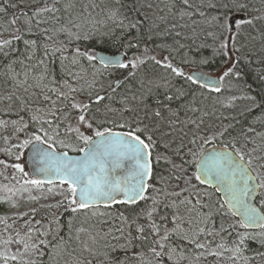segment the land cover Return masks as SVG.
Listing matches in <instances>:
<instances>
[{
    "label": "snow or ice",
    "instance_id": "1",
    "mask_svg": "<svg viewBox=\"0 0 264 264\" xmlns=\"http://www.w3.org/2000/svg\"><path fill=\"white\" fill-rule=\"evenodd\" d=\"M217 58L219 75L185 71ZM254 62L264 0H0L5 190L55 200L0 217V262L264 264ZM237 101L258 110L246 125L217 107Z\"/></svg>",
    "mask_w": 264,
    "mask_h": 264
},
{
    "label": "trees",
    "instance_id": "2",
    "mask_svg": "<svg viewBox=\"0 0 264 264\" xmlns=\"http://www.w3.org/2000/svg\"><path fill=\"white\" fill-rule=\"evenodd\" d=\"M30 2V0H29ZM20 7H24L23 4L20 5ZM16 9H9L8 10V18H11V16L16 12ZM106 51H114L113 49H106ZM135 51V50H133ZM205 55L210 56L211 52L209 50H205L204 52ZM131 55V53H130ZM223 63L222 60L220 58H217L213 63H210L208 65H203V66H198V65H193L191 68H185V70H189V69H197V70H203L209 73H213V72H221L223 70ZM264 68V65H261L257 62H254L253 65L251 67L247 66L246 64L242 63L240 65V69L243 72V74H245V76L243 75V79L239 81V84L241 87L247 88L251 90L250 94H255V95H259L261 92V89H264V86H262V81H259L257 79V73ZM254 75H253V74ZM251 84H250V83ZM254 87H256L258 89V92L253 91ZM242 105L247 104V102H242ZM219 108L220 112H223L227 110H225V108H220L219 105L217 106ZM258 110L254 111L252 113H244L241 116H238L237 119L240 120L241 122L245 123V125L250 122L252 119L255 118L256 115H258ZM5 119H7L8 117H3ZM23 134H21L22 137ZM2 145L3 143L0 142ZM1 149V147H0ZM69 154H79L76 152H69ZM0 159H3L9 163L12 162H16L13 158H9L8 156H6L3 151H0ZM0 172L3 173V175H0V217H10L13 216L17 211H19L20 207H24V202H25V198L28 196V193H24L23 196H21L20 193H17L15 196H13L10 192L5 190V186H7L8 188H13L16 187L18 188L20 185L17 184V182H10L8 181V179H5V176L8 175V173L10 172H14V169L12 168H5L3 165H0ZM18 177L19 174L15 173ZM2 198H10V201H15L18 202L19 204V208H12L10 206V202L9 203H4L2 202ZM34 204H36L34 202ZM47 210H45L43 213H38L37 215V219H40L42 216H44L45 212ZM9 223H11V220H9ZM19 223H22L20 221L17 222L16 225H13V227H18ZM9 232H11V229L8 230V232L4 231V226L2 224H0V235H4L6 236ZM253 248H256L257 245L255 243L252 244ZM0 251H3V248L0 247ZM0 264H2V262H0ZM9 264H12V262L10 261Z\"/></svg>",
    "mask_w": 264,
    "mask_h": 264
},
{
    "label": "rangeland",
    "instance_id": "3",
    "mask_svg": "<svg viewBox=\"0 0 264 264\" xmlns=\"http://www.w3.org/2000/svg\"><path fill=\"white\" fill-rule=\"evenodd\" d=\"M213 73H215V74H219L220 72H213ZM242 102H245V101H237V102H236V105H237V106H236L235 109H226V108H225V110H227V112L224 111V114H225V115H229V116L235 115L236 117L243 115L244 113L247 112V108H246V105H247V104L242 105V104H241ZM0 147H1V149H3L4 145H2V144L0 143ZM13 174H14V172H10V173H8L7 176H5V177H8V178H7L8 181H10V182H11V181H12V182H16V180L11 179V177H12ZM15 175H16V174H15ZM16 176H17V175H16ZM17 179H19L18 176H17ZM20 183L22 184L23 181L21 180ZM32 194H33V195H39V193L36 192L35 190L32 192ZM55 199H59V197H56ZM54 202H55V200H53V199L50 198L49 200H43V199H41V200L39 201V203L34 204V202H30V201L28 200V196H27V197L25 198L24 207H23V206L20 207L19 211H21V212H23V211H28V210H30L31 208L35 207V208H38V209H39V213H43L46 209H45V208H42L41 205H45V204H48V203H54ZM13 248H14V246H13Z\"/></svg>",
    "mask_w": 264,
    "mask_h": 264
},
{
    "label": "flooded vegetation",
    "instance_id": "4",
    "mask_svg": "<svg viewBox=\"0 0 264 264\" xmlns=\"http://www.w3.org/2000/svg\"><path fill=\"white\" fill-rule=\"evenodd\" d=\"M253 74V73H252ZM254 75V74H253ZM244 76H245V74H244ZM250 83V82H249ZM251 84V83H250ZM262 86H264V82H262ZM262 90V89H261ZM253 91H255V92H258V89L256 88V87H254V89H253Z\"/></svg>",
    "mask_w": 264,
    "mask_h": 264
},
{
    "label": "water",
    "instance_id": "5",
    "mask_svg": "<svg viewBox=\"0 0 264 264\" xmlns=\"http://www.w3.org/2000/svg\"><path fill=\"white\" fill-rule=\"evenodd\" d=\"M191 72H198V71H191ZM26 155H27V153H26ZM69 155L72 156V157H78L80 154H78V155L69 154ZM217 195H219V194H217Z\"/></svg>",
    "mask_w": 264,
    "mask_h": 264
}]
</instances>
